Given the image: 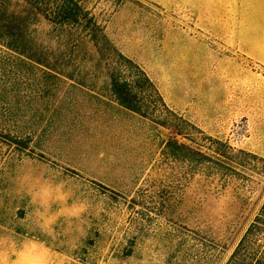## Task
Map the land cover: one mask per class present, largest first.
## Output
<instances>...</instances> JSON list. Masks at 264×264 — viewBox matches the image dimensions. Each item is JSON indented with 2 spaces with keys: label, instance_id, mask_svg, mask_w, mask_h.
Returning <instances> with one entry per match:
<instances>
[{
  "label": "rangeland",
  "instance_id": "374dc122",
  "mask_svg": "<svg viewBox=\"0 0 264 264\" xmlns=\"http://www.w3.org/2000/svg\"><path fill=\"white\" fill-rule=\"evenodd\" d=\"M82 1L149 77L146 112L105 73L62 75L49 39L39 63L0 47V264H224L264 204V67L236 2L211 32L185 3Z\"/></svg>",
  "mask_w": 264,
  "mask_h": 264
},
{
  "label": "trees",
  "instance_id": "16d2710c",
  "mask_svg": "<svg viewBox=\"0 0 264 264\" xmlns=\"http://www.w3.org/2000/svg\"><path fill=\"white\" fill-rule=\"evenodd\" d=\"M39 36L54 43L53 56L64 68L62 75L83 85L88 80L82 74L105 73L121 104L145 114L136 83H150L149 77L114 47L82 0H0L4 51L39 63L45 49ZM89 63L91 68L85 69ZM245 155L252 162H263ZM224 264H264V204Z\"/></svg>",
  "mask_w": 264,
  "mask_h": 264
},
{
  "label": "crops",
  "instance_id": "0c3cea01",
  "mask_svg": "<svg viewBox=\"0 0 264 264\" xmlns=\"http://www.w3.org/2000/svg\"><path fill=\"white\" fill-rule=\"evenodd\" d=\"M167 5H189L191 9L201 12L200 16L208 20L206 29L213 31L212 18L217 13L222 15L224 1L236 2L237 46L239 51L254 63L264 67V0H147ZM203 3V6H202ZM23 257L29 256L26 252Z\"/></svg>",
  "mask_w": 264,
  "mask_h": 264
}]
</instances>
